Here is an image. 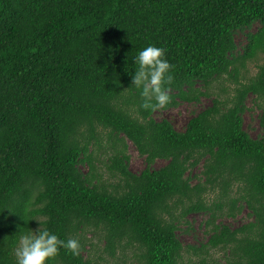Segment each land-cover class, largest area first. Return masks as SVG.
<instances>
[{"label":"trees","instance_id":"trees-1","mask_svg":"<svg viewBox=\"0 0 264 264\" xmlns=\"http://www.w3.org/2000/svg\"><path fill=\"white\" fill-rule=\"evenodd\" d=\"M148 43L175 66L157 110L212 99L184 130L130 87ZM32 217L80 241L49 264H264V0H0V264Z\"/></svg>","mask_w":264,"mask_h":264},{"label":"clouds","instance_id":"clouds-1","mask_svg":"<svg viewBox=\"0 0 264 264\" xmlns=\"http://www.w3.org/2000/svg\"><path fill=\"white\" fill-rule=\"evenodd\" d=\"M134 72L131 86L143 97L142 106L148 110L165 108L171 102L168 86L173 80L174 65L166 55V49L155 43H148L137 50L134 56ZM129 87V88H130ZM39 221L37 228H20L15 235L13 254L16 264H49L61 249L80 253V241L76 238L61 239L57 233Z\"/></svg>","mask_w":264,"mask_h":264},{"label":"rangeland","instance_id":"rangeland-1","mask_svg":"<svg viewBox=\"0 0 264 264\" xmlns=\"http://www.w3.org/2000/svg\"><path fill=\"white\" fill-rule=\"evenodd\" d=\"M248 67L250 69L249 75H255L257 73L258 68L256 67L255 62L249 63ZM222 83H223L222 86L226 85L228 86V89L231 90V85H229L228 82L226 83V81H223ZM247 102H248L249 110H247V112L244 115L245 127L252 137H256L260 131L259 117H258L259 110L253 108L252 98H249ZM211 105H212V99L209 97H204L201 99L199 103L188 104V103L181 102L176 107L165 109V110H157L154 113V116L158 120H162V119L170 120L172 124L174 125V127L177 130L181 131L185 129L188 120L192 116L198 114L203 109ZM128 154L130 155V161H129L130 170L134 173H140L145 168L144 158L139 155L136 148L130 142H129V147H128ZM164 164H166V161L158 160L155 163V167L159 168V167H162ZM199 169L200 168L198 167L194 171L198 173ZM241 207H242V212L237 214V217L235 219L226 218L224 221L229 222V224H231L232 227L241 226L247 223L248 220L251 221V218L248 217L249 210L245 207V205H242ZM204 220H206V216L202 214H191L188 216V221L194 228V231L192 232V234H189V235H185L181 233L179 234L180 239L184 244H191V245L199 246L200 244L199 242L202 240L203 235H204V228H203ZM92 238L93 236L91 237V240ZM93 240L95 239L93 238ZM212 255H214V257L220 261L224 258V254L220 250H216L212 252ZM113 262L114 260L111 261V264H113Z\"/></svg>","mask_w":264,"mask_h":264}]
</instances>
